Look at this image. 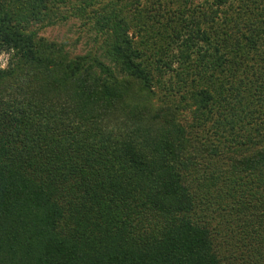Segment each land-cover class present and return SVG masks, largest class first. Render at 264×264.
<instances>
[{
    "label": "trees",
    "instance_id": "trees-1",
    "mask_svg": "<svg viewBox=\"0 0 264 264\" xmlns=\"http://www.w3.org/2000/svg\"><path fill=\"white\" fill-rule=\"evenodd\" d=\"M84 12L94 50L37 35ZM0 53V264H234L197 144L264 263V0H0Z\"/></svg>",
    "mask_w": 264,
    "mask_h": 264
},
{
    "label": "rangeland",
    "instance_id": "rangeland-1",
    "mask_svg": "<svg viewBox=\"0 0 264 264\" xmlns=\"http://www.w3.org/2000/svg\"><path fill=\"white\" fill-rule=\"evenodd\" d=\"M79 1L80 0H72V2L76 5L79 3ZM86 16L87 13L84 12L83 14H81V16L69 17V20L64 23H59L43 28V30L39 31L37 35L44 37L48 41L53 40L63 44V48L69 51L71 54H82L86 50H94L96 49L98 43L94 42V44L96 45H92V40L94 39V31L90 30V22ZM97 41L99 42V38H97ZM7 58L8 55L6 53H0L1 68H4L6 66ZM167 101L173 103V107H176L174 106L176 105V101H174V99L169 97ZM181 104L184 107H188V102H181ZM178 117L180 119H187L190 117V113L187 110L183 111V109H181ZM207 123L209 125H206V127L211 125L210 122ZM139 133L142 134L143 132H138L132 136L135 138V136ZM136 139L140 140V137H136ZM204 149L205 145L199 144L193 145L192 147L187 149V161L189 162L190 168H194L195 166L197 168V172H193V183L208 182L209 179L212 178V184H215V186L213 187L218 188L214 193V197L218 196L217 204L219 208L223 210L224 208L228 207L232 212V219L230 218V220H227L224 211H222V214L220 215L216 214L215 212L211 213L208 210L207 213H209L210 216L205 215V219L209 222V225L211 226L213 232L217 234L232 236L231 240L234 241V245L231 246V249H227L224 255V257L226 256L227 258L224 261L227 263L228 260L234 259L232 263H240V260H236L237 258L235 255H237L239 256V258L244 259V261H250L251 259L255 262H258L257 254H253L255 249L252 243L254 239H257L252 238V235L254 233L252 232V227L255 226V224H253L255 221L252 220L253 217L245 215V210L240 208L241 206L239 205V203L242 201L243 205H248V195L246 194L245 190H238L234 196V193L232 191L234 185L230 184L231 188L229 189L225 186H228V184H225L223 180L225 177H228L230 181L233 180V176L226 171V165H222V163L219 162L215 164L217 170L213 169L215 167L211 165V154H209L208 151L205 152ZM218 161L222 160L218 159ZM244 179L247 181V183H249V186L254 187V182H252L251 179ZM228 190H231L232 196H225L224 194L218 193L219 191L224 192ZM214 197L210 198V200H213ZM145 214L149 216L148 213ZM245 221L246 223L244 224ZM249 250L252 251V254L249 252Z\"/></svg>",
    "mask_w": 264,
    "mask_h": 264
}]
</instances>
